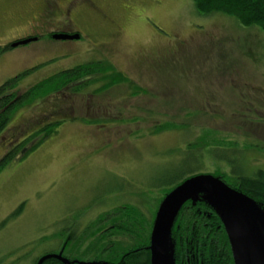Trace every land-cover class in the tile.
<instances>
[{
	"label": "rangeland",
	"instance_id": "1",
	"mask_svg": "<svg viewBox=\"0 0 264 264\" xmlns=\"http://www.w3.org/2000/svg\"><path fill=\"white\" fill-rule=\"evenodd\" d=\"M66 1L49 0L43 17L51 30L64 22L80 38L43 35L2 50L0 85L28 70L23 89L105 58L143 92L121 84L94 99L89 90L76 100L57 93L16 112L0 134V157L39 117L83 115L64 117L55 134L0 170V264H35L63 244L72 250L87 225L118 205H140L150 220L159 187L182 174L264 170L262 30L221 14L204 17L191 0ZM35 4L0 0V47L30 34L20 13L30 19ZM144 58L153 59L150 66ZM83 118L102 122L89 126ZM166 121L183 125L149 132ZM249 244L253 264H263L258 242Z\"/></svg>",
	"mask_w": 264,
	"mask_h": 264
},
{
	"label": "trees",
	"instance_id": "2",
	"mask_svg": "<svg viewBox=\"0 0 264 264\" xmlns=\"http://www.w3.org/2000/svg\"><path fill=\"white\" fill-rule=\"evenodd\" d=\"M191 2L197 13L204 17L221 14L229 16L243 27H255L264 32V0H191ZM7 48L0 47V52ZM28 72V70L22 71L0 85V134L18 108L55 93L72 94L89 90L94 97H101L102 93L111 87L121 86V84L126 85L132 94L143 92L105 58L56 71L25 89V93H16L22 77ZM10 92L12 99L15 97L12 101L6 96V93ZM64 121L66 118L62 117L60 120L47 122L45 127L35 130L34 133L15 144L0 159V170L15 157L25 158L48 136L55 134L57 127ZM83 121L89 126L102 122L92 118H83ZM182 125L183 123L166 121V123L155 125L149 132L156 135ZM191 144L193 143H189L188 146ZM242 171L231 174H220L214 171L210 175L219 177L228 186L249 196L261 209H264V170L257 169L254 175L250 176L243 174ZM190 176L182 174L173 186L159 187L163 194L156 199L157 204L150 220L147 219L140 205L126 203V205L115 206L85 227L82 234L71 243L72 250H68L63 244L62 249L57 252L42 254L35 264H150V231L159 203L172 188L189 179ZM169 233L170 264H183L186 250H188L187 254L190 255L191 252L195 255L191 262L213 263L216 259H220L224 264H231L229 241H227L222 221L217 210L202 195H198L196 200L191 199L181 205Z\"/></svg>",
	"mask_w": 264,
	"mask_h": 264
},
{
	"label": "water",
	"instance_id": "3",
	"mask_svg": "<svg viewBox=\"0 0 264 264\" xmlns=\"http://www.w3.org/2000/svg\"><path fill=\"white\" fill-rule=\"evenodd\" d=\"M52 38L75 40L79 38V34L55 33ZM35 39H21L12 42L11 47L27 44ZM198 195H202L217 210L226 231L233 263L253 264L254 250L249 243L256 240L260 245L258 253L264 264V209L249 196L228 186L219 177L205 173L190 176L161 199L150 231V264H170L169 232L173 220L181 205L191 199L196 200Z\"/></svg>",
	"mask_w": 264,
	"mask_h": 264
},
{
	"label": "flooded vegetation",
	"instance_id": "4",
	"mask_svg": "<svg viewBox=\"0 0 264 264\" xmlns=\"http://www.w3.org/2000/svg\"><path fill=\"white\" fill-rule=\"evenodd\" d=\"M35 0H30V4L32 3V2H34ZM68 2V0L66 1V3ZM35 6L37 7V9H39V12H38V14H36L35 16H31L30 17V19L28 18L27 20H25L26 18H24V16H23V14L22 13H20L21 15V17L23 18V21H24V24H27V25H29V29H28V31H29V35H26L25 37H23V38H20V39H13V40H9V42H8V44H6L5 46H3V47H8L6 50H8V49H10V48H13V47H11V44H12V42H16V41H20L21 39H27V38H33V37H35L36 39L35 40H37V39H39V38H41L43 35H46L50 40H53L54 38H52V36H53V34H55V33H66V34H70V35H75V34H79V32L77 31V30H73V29H71V28H69V25L67 26V24H65L64 22H63V24H59L56 28H54L53 30H51V19H50V17H48V18H44L43 16H45V13H50V9H49V0H36V4H35ZM65 6H66V4H65ZM68 8H67V12H68ZM79 38H80V34H79ZM79 38H77V39H79ZM64 40H72V39H64ZM64 40H60V41H64ZM31 41H34V40H31ZM116 41V40H115ZM28 44V43H27ZM21 45H24V44H21ZM21 45H19V46H21ZM16 47H18V46H16ZM107 50V49H106ZM110 50V48L108 49V51ZM145 57H147V56H145ZM144 60V62L145 63H148V65H149V63L150 62H152L153 61V59L152 58H144L143 59ZM25 71V70H24ZM22 73V72H21ZM35 82H37V81H35ZM35 82H33L32 84H27L23 89H16L17 91H16V93L18 92H24L25 93V89H28L29 87H31ZM19 87V86H18ZM15 93V94H16ZM24 93H22V94H24ZM87 93V92H86ZM57 93H55V94H53V95H51V96H54V95H56ZM61 95H63V96H67V95H71V97L72 98H70L71 100H76V99H78V97H79V95H83V94H81L80 92L78 93H72V94H70V93H68V92H66V94H64V93H60ZM87 94H89V96H90V98H95L94 97V95L89 91V93H87ZM11 95V92L8 94V93H6V96H8V98L12 101L13 99H12V97L10 96ZM21 95V94H20ZM20 95H19V98H20ZM10 96V97H9ZM23 96V95H22ZM50 97V96H49ZM46 98V97H45ZM45 98H41V99H36V100H34V102H32V103H28V104H24L25 106H32L35 102H37L38 100L40 101V100H42V99H45ZM24 105L22 106V107H20V108H18L14 113H13V115L10 117V120L8 121L9 123L10 122H12L13 121V118H14V115L16 114V112L18 111V110H20V109H22L23 107H24ZM90 113H88L87 115H89ZM92 114H96V113H94V112H92ZM78 115H83V113L81 114V113H74V114H72V113H69V114H67V115H59V114H56V115H51V116H49V118H52V120L51 121H49V120H47L48 119V115H46V116H44V117H39L40 119H38L37 120V122H36V124H35V126L33 127V130H31V132H29L28 134H26L25 135V137H27V136H29L30 134H32V133H34L35 132V130H38V129H41V128H43V127H45L46 126V124H47V122H52V121H57V120H60V118H57V117H67V116H78ZM54 118H57V119H55V120H53ZM47 121V122H46ZM8 126V125H7ZM7 126L5 127V128H7ZM5 128H3V130L5 129ZM3 130H2V132H1V134L3 133ZM25 137H23V138H21V139H14V140H12L11 142H10V147H9V149L10 148H13L14 147V145L15 144H17L18 142H21V140H23ZM9 149H7V150H5L4 151V154H2L1 155V157H0V159H2L3 157H4V155L7 153V151L9 150ZM230 246V245H229ZM187 252H188V250H186V252H185V254H186V258H185V262H183V264H224V263H222L221 261H220V259H216L213 263H209V262H203V261H199V262H196V261H192L191 262V260H194V258H195V255H193L191 252H190V250H189V252H190V255L189 254H187ZM230 252H231V250H230ZM230 263L231 264H234L233 263V257H232V252H231V261H230Z\"/></svg>",
	"mask_w": 264,
	"mask_h": 264
}]
</instances>
